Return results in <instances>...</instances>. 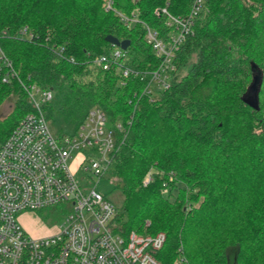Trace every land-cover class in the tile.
<instances>
[{
	"label": "trees",
	"instance_id": "trees-1",
	"mask_svg": "<svg viewBox=\"0 0 264 264\" xmlns=\"http://www.w3.org/2000/svg\"><path fill=\"white\" fill-rule=\"evenodd\" d=\"M105 2L0 0V47L22 81L53 91L44 113L57 136L75 135L94 107L124 124L127 138L108 173L123 196L117 232L164 233L155 253L162 264H264V0H205L176 60L175 74L187 73L153 102L140 96L146 82L135 73L161 60L142 24L126 25ZM167 4L184 16L192 0H114L162 33L169 30L155 10ZM23 27L32 39L21 38ZM108 36L130 46L122 67L105 71L94 60L117 50ZM257 75L254 110L244 97ZM10 98L0 143L32 111L19 81L0 79V105Z\"/></svg>",
	"mask_w": 264,
	"mask_h": 264
},
{
	"label": "built area",
	"instance_id": "built-area-1",
	"mask_svg": "<svg viewBox=\"0 0 264 264\" xmlns=\"http://www.w3.org/2000/svg\"><path fill=\"white\" fill-rule=\"evenodd\" d=\"M205 0H192L190 12L175 16L166 7L155 10L165 18L168 33L150 27L138 15L126 16L106 0L104 11L116 14L128 26L142 24L145 39L161 60L157 69L135 73L146 82L142 96L153 102L170 86L176 75V60L182 45L194 33L195 20ZM6 34V32L4 33ZM21 38L32 39L28 27ZM116 47V46H115ZM63 49L60 50L61 53ZM122 49L94 61L103 70L122 67ZM132 71L124 68V78ZM0 79H16L27 94L32 111L27 113L3 143H0V264H162L155 257L166 243V235L123 234L116 231L117 208L94 188L83 187L77 174L103 178L127 134L123 123L108 127L109 118L100 108H92L77 133L57 136L44 113L52 101V90L22 81L12 62L0 47ZM151 177L145 179V185ZM69 211L54 233L31 236L20 223V216L46 209Z\"/></svg>",
	"mask_w": 264,
	"mask_h": 264
},
{
	"label": "rangeland",
	"instance_id": "rangeland-1",
	"mask_svg": "<svg viewBox=\"0 0 264 264\" xmlns=\"http://www.w3.org/2000/svg\"><path fill=\"white\" fill-rule=\"evenodd\" d=\"M186 73H187V69H181L176 75L172 76L169 79V82L173 84L177 83L182 79V77ZM15 102H16L15 98H10L7 101H5L2 105H0V119L8 116L13 112ZM115 126H116L115 124H111L110 122L108 124V127L112 129H115ZM77 179L80 181L83 187H87V188L95 187L98 192L108 196L110 201L113 203L115 207H119L122 204L123 196L120 191L115 190V186H116L115 181L111 180L108 175L103 178H98L96 176L92 177L91 174H84L82 171H80L77 174ZM68 214L69 211H62L57 208L46 209V210L37 211L35 213L22 214L20 216V223L22 224L25 231L31 236H43V235L45 236L54 233L55 231L54 228H51L53 223H55L56 225L61 224L63 222L64 217H66ZM234 255H235V251L232 250L230 253V257L232 258V260ZM174 264H180V263L179 261H176Z\"/></svg>",
	"mask_w": 264,
	"mask_h": 264
},
{
	"label": "water",
	"instance_id": "water-1",
	"mask_svg": "<svg viewBox=\"0 0 264 264\" xmlns=\"http://www.w3.org/2000/svg\"><path fill=\"white\" fill-rule=\"evenodd\" d=\"M106 41L109 44L116 46L122 50H127L128 47L130 46V41H128V40L120 41L113 36H108L106 38ZM260 83H261V76L257 75L254 78L252 85L249 87L248 92L244 97V102L254 110L259 109L258 93H259Z\"/></svg>",
	"mask_w": 264,
	"mask_h": 264
}]
</instances>
